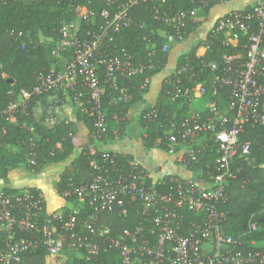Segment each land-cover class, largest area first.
Wrapping results in <instances>:
<instances>
[{
	"label": "built area",
	"instance_id": "2783aa9c",
	"mask_svg": "<svg viewBox=\"0 0 264 264\" xmlns=\"http://www.w3.org/2000/svg\"><path fill=\"white\" fill-rule=\"evenodd\" d=\"M103 23L96 24V11L87 5H70V18L58 24V37L50 54L54 62L49 73L34 87L38 94H47V104L42 107L45 121L51 125L64 119L57 118L55 109L59 98L70 101L92 121L89 134L92 145L88 149V166L95 171L90 180L76 182L67 178L57 190L64 205L50 210L44 194L35 188H22L8 193L0 188V230L4 246L0 247V264L19 261V254L41 244L46 257L65 256V249L74 251L76 258L95 260L108 249L118 252L122 264H264V251L242 252L240 242L225 233L224 215L219 204L227 198L226 182L232 176L236 157L248 160L250 143L242 141L240 134L245 125H264V1L256 0L243 12L233 11L222 16L208 32L223 31L232 45L244 38V54L224 55L217 63L200 62L198 67L185 63L172 67L166 83L172 85L169 99L178 102L181 97L192 101L203 98L208 91L205 79H198L205 70L212 76L213 94L224 87L230 88V101L224 108L214 103L207 113L190 108L181 119L171 122L164 130L167 153L180 167L191 170L207 148L213 146L217 157L215 169L206 186L194 178L175 174L154 176L133 158L125 163L108 150L97 148L100 137L106 132L105 109L100 102L101 84L98 64L105 65L107 80L115 83L119 73L125 78L144 75L153 68L147 64H132L131 57L123 54L106 56L102 44L111 40L110 29L116 30L130 22L129 8L142 0H103ZM200 7L168 17H161L179 34L181 19L188 15L196 19ZM159 16V15H158ZM168 43L161 51L166 52ZM186 75L194 85L181 86ZM195 79V80H194ZM185 80V81H186ZM148 83L144 79L142 87ZM113 104L127 102L130 95L125 87ZM29 94L21 91L2 114L13 118ZM180 102V101H179ZM154 120L157 112L144 115ZM67 122V119L64 120ZM202 172V171H201ZM117 209L119 215L129 220L132 214L138 222H128L119 233L97 221L100 215ZM187 213L193 214L188 219ZM258 224L249 219L248 231H256ZM85 230V234L81 233Z\"/></svg>",
	"mask_w": 264,
	"mask_h": 264
},
{
	"label": "trees",
	"instance_id": "16d2710c",
	"mask_svg": "<svg viewBox=\"0 0 264 264\" xmlns=\"http://www.w3.org/2000/svg\"><path fill=\"white\" fill-rule=\"evenodd\" d=\"M204 1L142 0L129 8L128 25L108 31L111 40L103 42V55L120 57L128 54L132 64H147L150 61L153 68L147 70L143 76L131 78H125L117 73L115 83L112 84L111 80L106 78L105 65L98 64L97 73L102 91L100 102L105 109L107 122L106 132L100 137L101 145L124 133L127 109L132 103L143 100L149 91L152 77L169 64L170 56L175 51L174 45L168 44L166 52L161 51L162 46L169 43L170 38L179 44L186 41L201 25V20L192 19L186 15L181 19L182 26L177 34L176 29L161 20V17L164 14L171 17L183 11H190L194 7L202 6ZM209 1L207 6L202 8L204 14L208 13L214 4L225 0ZM70 5H87L96 11V24L103 23L104 19L100 16L101 8L106 7L103 0H0V179L5 178L10 170L17 167H24L37 173L45 164L60 162L69 156H72L75 171L60 176L57 190L65 186L69 177L76 182H81L90 180L94 176L95 171L88 166L87 162L90 146L77 148L73 141L79 122L85 125L90 134L91 119L77 110L74 120L65 122L64 119L48 127L35 115L37 108L47 104L48 95L35 93L33 89L49 73L54 62L50 50L58 37L59 22L64 18L72 17V14L67 12V7ZM251 7L233 11L243 12ZM243 43L242 36L239 37L236 45H232L223 31L215 33L207 31L204 38L196 39L191 47L178 53L175 64L179 66L190 63L198 67L200 62L217 63L224 55L239 54L242 57ZM212 76L209 70H205L198 77V79H205L208 87L203 98L208 103L224 108L230 101V88L224 87L213 94L210 89ZM146 77L148 83L142 87ZM181 78L184 79L181 86L194 85L193 81L186 80V75H182ZM121 87L127 89L130 98L127 102L113 104L111 100L120 95ZM171 88L172 85L163 79L156 101L144 108L138 117L141 128L140 137L147 148L166 152V144L164 140H161L164 130L169 128L171 122L183 118L190 108H194V101L187 97H181L178 102L171 101L168 93ZM21 91L27 92L29 97L22 103V107L12 114L14 120L11 121V118L2 113L12 101L18 99ZM58 98V104H61L63 98L61 95ZM260 108L264 109V97L261 99ZM154 111L157 112L156 119L144 117ZM199 111L205 115L207 107ZM240 139L250 143L248 160L242 157L234 159L232 176L228 178L225 186L227 198L219 204L218 210L224 215L222 225L225 233L240 242L238 248L242 252L264 251V222H262L264 216V167L262 166L264 165V125H245ZM100 144L95 146L100 148ZM108 153L122 158L123 163L132 158L127 154L111 150H108ZM217 155L213 146L207 148L201 159L193 163L190 169L198 178L209 181L215 169ZM0 188L8 193L19 190L6 186ZM187 217L189 220L193 219V214L187 213ZM128 218L129 220L124 219L119 215V211L114 209L100 215L97 221L109 226L112 233L117 234L126 227L128 222H138L141 219L134 214ZM250 218L259 226L256 231H248ZM81 233L86 232L81 229ZM3 237V231L0 230V247L5 244ZM65 253L67 260L72 259V264H122L118 252L112 249L102 252L95 260L76 258L74 251L69 248L65 249ZM45 258V248L39 244L34 249L21 252L19 261L13 264H58L57 258H54L52 263H46Z\"/></svg>",
	"mask_w": 264,
	"mask_h": 264
},
{
	"label": "crops",
	"instance_id": "0c3cea01",
	"mask_svg": "<svg viewBox=\"0 0 264 264\" xmlns=\"http://www.w3.org/2000/svg\"><path fill=\"white\" fill-rule=\"evenodd\" d=\"M256 0H225L214 4L204 14L202 9L197 10L196 18L201 20L199 28L191 34V37L182 43H176L175 51L170 56L169 64L160 73L154 75L150 80L149 91L144 96L143 100L132 103L126 111L125 131L121 135L115 136L113 139L100 144V149L111 150L121 154H127L147 169L153 172L154 176H161L165 174H175L186 178H194L201 186H206L208 181L203 178H198L196 173L192 170H187L173 161V155L161 151L156 148H147L143 145L141 140V128L139 126L138 117L142 110L149 105L154 104L157 95L160 91L163 79L168 76L172 67L175 65L176 56L181 51L192 46L194 41L198 38H204L206 32L213 26L217 18L226 15L233 10H242L252 6ZM264 1V0H263ZM174 45V44H173ZM64 100V101H63ZM61 104L55 109V114L59 119L74 120L77 107L70 101L68 97L63 98ZM204 100V98L198 99ZM37 118L43 120L45 126H51L45 121V115L42 108L35 110ZM14 119L11 118V121ZM74 144L77 148L83 146H91L88 130L81 122L78 123V131L73 138ZM264 167V165H262ZM75 168L72 164V156H69L60 162H51L45 164L39 172L34 173L24 167H17L10 170L6 177L0 179V187L6 186L13 189L35 188L40 190L47 202L49 209L58 208L64 205L63 200L57 194V182L60 176L64 173H72ZM264 222V216L262 218ZM55 259L46 257V263H52Z\"/></svg>",
	"mask_w": 264,
	"mask_h": 264
},
{
	"label": "rangeland",
	"instance_id": "374dc122",
	"mask_svg": "<svg viewBox=\"0 0 264 264\" xmlns=\"http://www.w3.org/2000/svg\"><path fill=\"white\" fill-rule=\"evenodd\" d=\"M168 44H170L171 46L174 44V46H173L174 49H175V46L177 45L175 43V40L172 39V38L169 39V43ZM210 103H208L206 100H200L199 101L198 99H196V100H194L193 107H194L195 110H200V109H203V108L207 107ZM55 258H57V263L58 264H62L64 262H66V264H72V262H71L72 259L67 260L66 257L63 254L62 255H58Z\"/></svg>",
	"mask_w": 264,
	"mask_h": 264
}]
</instances>
